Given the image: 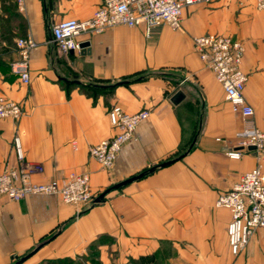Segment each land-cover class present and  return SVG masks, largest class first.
Instances as JSON below:
<instances>
[{"label": "crops", "instance_id": "obj_1", "mask_svg": "<svg viewBox=\"0 0 264 264\" xmlns=\"http://www.w3.org/2000/svg\"><path fill=\"white\" fill-rule=\"evenodd\" d=\"M100 3L24 0L20 7L15 0H0V94L24 111L18 122L0 120V167L16 165L11 141L18 135L25 158L44 167L36 181L87 174L95 199L121 181L184 156L110 191L91 207L46 195L17 203L2 199L0 264H14L39 246L21 264H60L84 256L101 237L106 238L98 247L100 264L161 254L166 264H264V230L252 235L240 255L228 248L229 213L217 209L215 200L257 161L250 153L240 160L226 157L237 147L244 121L231 111L192 44L194 36L206 34L243 44L245 98L254 110L251 121L264 132V11L256 9V0H207L183 11L177 31L162 25L147 35L142 26L115 27L81 35L79 43H89L83 54L61 53L50 27L64 19H88ZM27 38L36 46L28 55L25 86L10 65L20 60L15 42ZM178 91L183 99L174 105ZM115 104L128 114L147 110L149 116L114 167L104 170L88 149L113 136L108 111Z\"/></svg>", "mask_w": 264, "mask_h": 264}, {"label": "built area", "instance_id": "obj_2", "mask_svg": "<svg viewBox=\"0 0 264 264\" xmlns=\"http://www.w3.org/2000/svg\"><path fill=\"white\" fill-rule=\"evenodd\" d=\"M23 7L24 0H15ZM207 0H101L92 16L85 20L64 19L50 27L53 44L61 53L79 51L81 35H98L115 27H144L150 34L162 25L177 31L181 28L183 11ZM255 7L264 11V0H256ZM194 50L202 65L208 69L221 86L225 101L231 111L240 115L244 127L237 147L225 153L230 160H240L245 153L253 154L257 166L242 174L232 187L220 193L215 200L217 209L229 213L226 226L228 248L233 256L240 255L257 230H264V132L251 121L254 110L245 98L247 76L241 69L244 55L243 44L230 36L206 34L192 38ZM15 46L20 51V60L11 63L10 70L22 85L30 81L28 55L36 46L31 38L19 39ZM23 106L0 94V120L18 122L23 116ZM149 112L141 110L126 113L113 105L108 119L113 136L92 145L88 149L91 159L104 170H111L122 148L131 140L137 126L147 120ZM253 148V149H251ZM15 166L0 167V201L20 202L30 196H55L64 204H84L91 207L94 198L87 174H69L62 178L36 181L44 173L40 162L25 158L18 135L11 141Z\"/></svg>", "mask_w": 264, "mask_h": 264}, {"label": "water", "instance_id": "obj_3", "mask_svg": "<svg viewBox=\"0 0 264 264\" xmlns=\"http://www.w3.org/2000/svg\"><path fill=\"white\" fill-rule=\"evenodd\" d=\"M89 47V43L88 42H83V43H80L79 44V50L82 52H85V50ZM60 80L62 81H66L67 79H64V78H60ZM73 84L77 85V86H82V84L77 80V79H74L71 81ZM124 84L123 83H117L111 87H116V86H119V85H122ZM92 87H98L97 85H91ZM183 99V94L178 91L174 96L173 98L171 99V102L176 105L177 103H179L181 100ZM192 147V144L189 148V150L191 149ZM253 149V148H251ZM183 155H181L180 157H178L177 159H174V160H170V161H167V162H164V163H161L159 165H157L156 167H151L150 169L142 172V173H139L138 175H135V176H132L124 181H121L115 185H113L112 187L106 189L105 191H103L101 194H99L95 199H94V204H99L102 202L103 198L112 190H117V189H120L121 187H124L134 181H137L139 180L140 178L144 177L145 175H147L148 173H152L156 168H162V167H166L168 165H170L171 163L179 160L181 157H183ZM41 246L37 247L36 249H34L31 253H29L28 255L18 259L14 264H21L23 263L27 258H29L31 255H33L35 252H37V250L40 248Z\"/></svg>", "mask_w": 264, "mask_h": 264}, {"label": "trees", "instance_id": "obj_4", "mask_svg": "<svg viewBox=\"0 0 264 264\" xmlns=\"http://www.w3.org/2000/svg\"><path fill=\"white\" fill-rule=\"evenodd\" d=\"M84 91H87L88 88L86 87H81ZM105 239L106 237H101L99 240L95 241L93 244H91L88 248L87 252V258L84 260L82 257H77L76 259H70L66 258L63 260H60L58 263L60 264H100L98 258H99V249L98 247L103 241L102 239ZM81 259L82 263L78 262V260ZM84 260V262H83ZM166 256L161 254V255H153V256H147L143 257L139 260H130L129 264H163L165 263Z\"/></svg>", "mask_w": 264, "mask_h": 264}, {"label": "rangeland", "instance_id": "obj_5", "mask_svg": "<svg viewBox=\"0 0 264 264\" xmlns=\"http://www.w3.org/2000/svg\"><path fill=\"white\" fill-rule=\"evenodd\" d=\"M23 257H24V256H23ZM82 257H83L84 260H85V259L87 258V254H85V255L82 256ZM82 257H81V258H82ZM21 258H22V257H21ZM17 260H18V259H16V261H17ZM80 260H81V259H79L78 262L82 263V261H80ZM84 260H83V262H84ZM16 261H15V262H16ZM163 264H166V260H165V263L163 262Z\"/></svg>", "mask_w": 264, "mask_h": 264}]
</instances>
